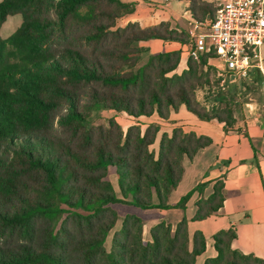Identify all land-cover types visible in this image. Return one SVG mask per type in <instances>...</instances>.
<instances>
[{
    "label": "trees",
    "instance_id": "16d2710c",
    "mask_svg": "<svg viewBox=\"0 0 264 264\" xmlns=\"http://www.w3.org/2000/svg\"><path fill=\"white\" fill-rule=\"evenodd\" d=\"M187 2L193 19L215 21L217 7L204 0ZM137 5L129 0L0 2V32L10 17L23 18L9 38L0 34V264H197L206 253V236L192 234L187 218L175 229L158 224L149 242L143 221L129 217L115 235L113 250L105 246L117 223L110 205L131 199L145 211L170 210L204 192L208 184L178 205L170 203L184 178L185 159L193 160L213 141L174 129L162 136L156 154L150 149L162 131L159 124L145 132L133 126L125 133L115 120L92 125L91 113L110 110L168 121L184 106L200 120H216L227 129L236 122L233 105L215 115L200 110L196 91L211 86L212 70L220 74L209 65L215 53L190 55L188 31L170 22L118 27ZM153 40L183 49L155 55L134 71L146 51L138 45ZM185 48L189 58L177 74ZM111 168L123 199L108 180ZM225 202V183L219 180L214 193L197 203L192 221L216 215ZM236 238L234 228L215 235L217 256L204 264H264L234 250Z\"/></svg>",
    "mask_w": 264,
    "mask_h": 264
},
{
    "label": "crops",
    "instance_id": "0c3cea01",
    "mask_svg": "<svg viewBox=\"0 0 264 264\" xmlns=\"http://www.w3.org/2000/svg\"><path fill=\"white\" fill-rule=\"evenodd\" d=\"M245 81L254 90L241 89L243 97L236 102V122L231 128L216 120L206 122L195 117L186 128L212 139L213 144L202 149L193 160L185 159L184 178L172 192L170 203L176 206L199 185L208 184L204 192H195L183 208L156 209L167 213V219L163 216L159 220H167L174 229L187 218L192 234L198 231L206 236L207 250L197 264L217 256L213 238L230 228L237 232L234 250L264 259V76L254 69ZM219 180L225 183V206L216 215L193 222L197 203L214 193Z\"/></svg>",
    "mask_w": 264,
    "mask_h": 264
},
{
    "label": "rangeland",
    "instance_id": "374dc122",
    "mask_svg": "<svg viewBox=\"0 0 264 264\" xmlns=\"http://www.w3.org/2000/svg\"><path fill=\"white\" fill-rule=\"evenodd\" d=\"M2 1L3 0H0V2ZM129 1L138 2L139 6L133 16L127 17L125 20L119 22L118 27L120 28L126 27L129 23H138L142 28H152L159 26L163 22H170L173 28H177L178 30H184L187 32L189 29L188 19L190 18L191 12L190 3L187 2V0H149L148 2H141L140 0ZM204 2L217 7L214 0H204ZM22 22L23 18L20 15L10 17L1 29L0 34L2 38H9L17 29L20 28ZM138 46L144 48L146 51L142 54L134 71L144 67L155 55L171 53L183 49V47L177 43L155 40L148 43H140ZM184 50V61L175 71L177 74H181L185 70L186 59L189 58L187 48ZM209 65L212 68H215L211 63H209ZM127 70L130 69L128 68ZM207 70L208 69H204V72H207ZM209 79L211 80L210 87L206 86L205 88H200L196 91V98L200 105V110H206L205 112L208 114L215 115L216 113L221 112V110H223L228 104L233 105V108H235L236 102L243 97L240 93L241 89L245 87L246 81L234 75L221 77L217 75L214 70L210 72ZM194 117L197 118L195 115L188 112L184 106H182L178 113H172L168 121H163L157 115L151 118L143 117L134 119L126 114H119L115 111L99 110L91 113L90 122L92 125L103 124L108 126L111 120H115L125 133L133 126H138L143 132H145L151 125L159 124L162 127V131L156 144L150 149L157 154L162 136L164 134H171L174 129L179 128L189 132L190 129L186 128L191 126L190 119ZM108 180L113 184L117 196L120 199H123L115 169H110ZM130 201L131 199L127 201V203L109 206L110 209L117 213V223L110 232L105 244L108 252L113 250L115 235L122 231L124 223L129 217H138L143 221L144 240L149 242L151 240V231L155 226L162 222L169 224L167 220H159L163 216L167 219L166 212L162 214L156 209L145 211L132 205ZM157 221H160V223H157Z\"/></svg>",
    "mask_w": 264,
    "mask_h": 264
},
{
    "label": "built area",
    "instance_id": "2783aa9c",
    "mask_svg": "<svg viewBox=\"0 0 264 264\" xmlns=\"http://www.w3.org/2000/svg\"><path fill=\"white\" fill-rule=\"evenodd\" d=\"M170 1V0H167ZM217 15L213 23L188 19L189 53L199 59L215 53L210 63L221 77L242 80L258 69L264 76V0H214Z\"/></svg>",
    "mask_w": 264,
    "mask_h": 264
}]
</instances>
